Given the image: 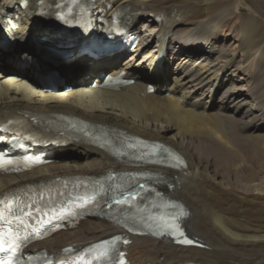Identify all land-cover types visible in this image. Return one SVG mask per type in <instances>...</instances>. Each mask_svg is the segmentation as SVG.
Instances as JSON below:
<instances>
[{
	"label": "bare ground",
	"instance_id": "1",
	"mask_svg": "<svg viewBox=\"0 0 264 264\" xmlns=\"http://www.w3.org/2000/svg\"><path fill=\"white\" fill-rule=\"evenodd\" d=\"M101 1L97 11L105 15L124 10L131 32L140 39L138 47L129 55L82 57L83 67L78 65L73 75L62 71L70 76L61 88L53 84L38 90L19 67L1 64L0 115L34 117L53 127L60 121L98 132L112 129L160 144L184 168L147 170L160 174L158 189L185 208L183 227L201 248L132 235L97 218L35 248L80 249L120 235L125 264H264V0ZM37 3L0 0V10H18L21 49L33 36L48 37L32 19ZM230 22L238 24L229 28ZM223 31L235 39L237 49L210 61ZM161 56L163 64L158 62ZM237 57L246 68L237 67ZM250 65L254 71L247 73L241 93L230 77L244 75ZM228 71L229 78L224 77ZM122 73L134 84L118 90L85 87L90 80L100 81L101 74ZM150 85L152 94L147 92ZM114 153L76 141L56 150L55 161L45 167L0 177V194L27 183L137 170L119 163Z\"/></svg>",
	"mask_w": 264,
	"mask_h": 264
},
{
	"label": "snow or ice",
	"instance_id": "2",
	"mask_svg": "<svg viewBox=\"0 0 264 264\" xmlns=\"http://www.w3.org/2000/svg\"><path fill=\"white\" fill-rule=\"evenodd\" d=\"M3 165L0 164V167H2ZM141 189L145 188L144 185H140L139 186ZM136 195H138L137 192L133 191V192H129L127 195L123 196L120 199H115L113 202L117 205H125L129 203V198L130 197H135ZM94 195L92 197H84L81 198L83 199L85 202H88V200L90 199H94ZM34 206V205H32ZM5 210H7L10 214L15 215V213H21V214H25L24 213V202H16V201H0V253H4L6 251H12L14 254L16 252V250H18L19 248L22 247L23 242L28 238L27 236L24 237L23 240H21V238L18 235H14L11 236L10 239L12 241V243L9 244V248L6 249L4 247L5 244V240H4V236H5V232H4V224H12V221L9 220L7 217H5ZM61 212H65L68 211L66 206H61ZM39 211V209H38ZM51 211H55V209H52ZM26 215L30 218L32 213L28 212L26 213ZM16 219L19 221L18 224L14 225L16 232H19L21 229V226L23 225L24 228L28 227V224L25 223V221L23 219H20V216H16ZM46 230V229H44ZM12 232V228H9V233ZM0 264H5V261L3 260V258H0ZM7 264H12V256L8 257V261Z\"/></svg>",
	"mask_w": 264,
	"mask_h": 264
},
{
	"label": "rangeland",
	"instance_id": "3",
	"mask_svg": "<svg viewBox=\"0 0 264 264\" xmlns=\"http://www.w3.org/2000/svg\"><path fill=\"white\" fill-rule=\"evenodd\" d=\"M143 21L144 20H141L139 26H141V24L143 23ZM237 24L238 23L230 22V23H228V26L230 28V27L235 26ZM182 28H183L182 26H179L177 29H182ZM230 37H232V36H230L229 34H226V31H223L222 32V35H221V39L220 40H217V41H214V44H215L214 45L215 46V48H214L215 49V52H214L212 58L210 59V61H213V60L217 59L219 57L218 55H220L221 53H223L225 51L226 52H235L236 51V49H237V43H236L235 39H232ZM236 61L238 62L237 67H240V68H243V69L246 68V64L245 65L244 64L242 65L240 63V58L239 57L236 58ZM6 65L7 64L5 63V64L2 65V67H5ZM7 66L10 67L9 65H7ZM230 71H233V69H231ZM253 71H254V66L253 65H250L249 66V69L246 71V73L244 75L243 74H240V73L239 74L235 73L233 76L230 77V79H232L233 81L236 82V84L238 86V89H239V91L241 93H245L246 88H247V85H246V82H245L247 80V78H248L247 73H252ZM228 73H229V71L226 72L225 74H223V76L229 78V76H228L229 74ZM221 93H223V90L219 92V94L217 95V98L221 95ZM244 152L246 153V150L245 149H244Z\"/></svg>",
	"mask_w": 264,
	"mask_h": 264
}]
</instances>
